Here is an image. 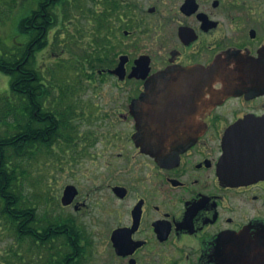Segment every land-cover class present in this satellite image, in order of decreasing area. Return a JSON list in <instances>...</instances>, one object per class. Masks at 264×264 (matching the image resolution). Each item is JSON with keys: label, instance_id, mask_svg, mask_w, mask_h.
I'll return each mask as SVG.
<instances>
[{"label": "flooded vegetation", "instance_id": "flooded-vegetation-1", "mask_svg": "<svg viewBox=\"0 0 264 264\" xmlns=\"http://www.w3.org/2000/svg\"><path fill=\"white\" fill-rule=\"evenodd\" d=\"M114 1L115 55L95 70L99 115L70 122L63 190L75 195L55 196L50 220L32 208L18 242L34 252L20 247L19 264H264V0ZM19 41L15 70L40 76L41 53ZM40 85L35 139L56 128Z\"/></svg>", "mask_w": 264, "mask_h": 264}, {"label": "trees", "instance_id": "trees-1", "mask_svg": "<svg viewBox=\"0 0 264 264\" xmlns=\"http://www.w3.org/2000/svg\"><path fill=\"white\" fill-rule=\"evenodd\" d=\"M33 1L36 7L27 16L22 17L16 26V36L21 38L25 36L28 40L27 46L33 44V52H42L46 49L49 35L53 29L62 25V28L53 36L52 48L59 49V53L70 55V43L77 46L79 44L81 53L78 55L79 58L74 59L76 69L78 67L83 71V68L85 69V66L89 65L92 70H96L103 64L102 58L110 61L114 57L116 1ZM3 2L5 3L4 0H0V6ZM9 11L12 13L13 10ZM77 14L81 20H84L83 17H85L89 27L85 30L82 21H80L81 32L73 36L64 26L66 23L75 26L76 22L72 20L78 19ZM9 17L10 15L6 16L0 11V24L8 20ZM84 37H88L90 42L88 41L86 45L77 43ZM23 55V50L18 46L7 47L3 39L0 38V73L9 77V91L0 95V127H2L0 132V150H2L0 153V220L9 223L17 241L21 239L20 231L23 229V225H25V231L29 230L28 226L34 225L31 220L34 215L33 209L25 206V210L22 211L20 204L23 196L21 181L26 177L24 158L26 157L28 160L30 155L33 157L39 148L49 151L54 143L57 146L71 144V139L76 136L77 132L76 127L70 123L75 117L77 108L73 94L77 90L80 91L81 88L80 85L78 87L73 85L70 89L63 80L58 79L55 70H58L62 65L57 60L54 61L55 70L46 66L41 70L40 76L33 71L31 66L26 71L15 70L22 62ZM81 74L84 77L83 72ZM38 80L41 82L39 102L42 105V113L44 115L55 114L56 128L53 133L47 128L43 129L39 138L35 139L33 113L38 101L37 87L35 86ZM23 112L27 115L26 118ZM43 122L46 125L49 123V119L45 118ZM22 135H24V139ZM7 163L8 176L5 181L3 169ZM30 234V232L25 233L27 237Z\"/></svg>", "mask_w": 264, "mask_h": 264}, {"label": "rangeland", "instance_id": "rangeland-1", "mask_svg": "<svg viewBox=\"0 0 264 264\" xmlns=\"http://www.w3.org/2000/svg\"><path fill=\"white\" fill-rule=\"evenodd\" d=\"M2 5L0 6V11L5 13L6 16H9V19L4 23L0 24V38L3 39V42L7 46L15 45L14 40L17 39V43L20 42V37L16 36V26L18 21L29 14L31 10L36 7V4L33 0H4ZM91 4V2H89ZM143 4H146L143 1ZM91 9V7L89 6ZM98 9V8H97ZM9 10H13L12 13ZM78 19L72 20L75 23V26L72 24H67L64 26L67 31L76 36L81 32L82 25L79 23L82 21L83 27L86 30L89 27L85 17L84 20L80 19L79 14H77ZM62 28V25H58L53 29L48 39V46L44 49L41 54L37 57V64L40 60L41 62V70H43L46 66L50 69H53L55 66V60L62 65L58 70H54L57 73V77L60 80H63L66 85L72 89V86L78 87L80 85V91L74 92L73 97L76 100V119L79 118L81 121L82 115L86 113L87 117L92 118V116L99 115L100 112V97H101V83L102 80H94L97 78V73L95 70H92L90 67L89 70L83 71L77 67L75 68L74 59L79 58L78 55L81 53L79 44L73 45L70 43L71 54H62L59 53V49L54 50L52 45L54 43L53 36L57 34L58 30ZM77 29V30H76ZM64 38V37H62ZM61 38V39H62ZM90 39L88 37H84L83 39H79L77 43L87 44ZM79 71V72H78ZM90 71V73H89ZM83 76L82 77V73ZM91 77V78H90ZM89 79L91 83L88 82ZM96 81V82H94ZM9 85V77L6 75H2L0 73V95H4L7 93ZM78 92V93H77ZM71 99V98H70ZM84 112V113H83ZM75 113V114H76ZM95 127V126H94ZM2 131V127H0V132ZM56 146L55 148L50 149L49 151L39 148L36 154H33V157L30 155L28 160L26 157L24 158L23 163L26 167V177H24L21 181V192L24 197L25 206L29 208L35 209V217L47 218L50 220L52 215H54L56 207H55V196H59L62 193L63 187L71 182V179L68 176L69 172V152L67 151V147ZM85 166L79 168V171H83ZM79 184L81 186L85 185V177L79 178ZM54 209V210H53ZM39 216V217H38ZM96 217L95 214H93ZM92 216L85 218L87 229V235L89 241H97L96 236L98 237L99 224L92 222ZM97 218V217H96ZM30 240H22L21 241V250H29L34 252V246L29 242ZM19 243L16 240L14 232L11 230V227L8 222L4 220H0V255L3 250L9 248V264H19L18 262V253H19ZM61 243V239H58L56 245ZM28 251L29 255L31 253ZM21 254V252H20Z\"/></svg>", "mask_w": 264, "mask_h": 264}, {"label": "water", "instance_id": "water-1", "mask_svg": "<svg viewBox=\"0 0 264 264\" xmlns=\"http://www.w3.org/2000/svg\"><path fill=\"white\" fill-rule=\"evenodd\" d=\"M112 73H114V71ZM143 145L145 147V146H148L149 143L143 142ZM74 195H75V189H74V187H72V186H66L64 188L63 195H62L63 196V198H62L63 202L64 203H68V201H70L71 197L74 196Z\"/></svg>", "mask_w": 264, "mask_h": 264}]
</instances>
